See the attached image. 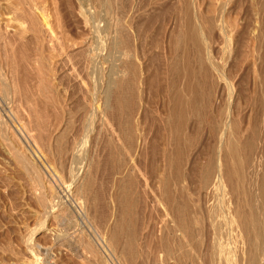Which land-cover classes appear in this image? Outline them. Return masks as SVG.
Listing matches in <instances>:
<instances>
[{"label":"rangeland","instance_id":"rangeland-1","mask_svg":"<svg viewBox=\"0 0 264 264\" xmlns=\"http://www.w3.org/2000/svg\"><path fill=\"white\" fill-rule=\"evenodd\" d=\"M17 1L18 4H13ZM19 1L0 0V264H174L160 257L154 244H151L152 236L156 238L161 233L164 212L158 198L149 189H142L138 173L129 178L137 186L136 195H132L133 202L127 205L126 216L122 215V207L115 201V197L125 196L124 192L120 193L118 182L120 161L126 156L122 154L115 161L117 165L115 162L112 164L107 157L108 149L104 147L102 137L96 136L97 133L88 137L80 135L82 145L78 160H70L63 148L71 139V133L80 128L88 96L87 92L82 93V89L86 91L88 87L95 91L101 103L111 68L120 70L118 75L112 76L113 80L126 75L121 53L125 48L121 44L116 46L120 47L117 50L111 37L114 26L119 25L130 31L127 33L124 30L128 48L137 55L135 60L141 65V71L132 81L138 91L137 96L133 97V111L139 119L138 129L151 131L149 140L158 127L156 113L160 109L162 112L165 100L162 96H156L152 101L147 85L141 81L148 78L156 66H163V57L170 49L168 44L172 45L171 38L178 30L180 16L184 18L188 13L187 16L197 22V12L202 10L205 13L206 6L213 0ZM31 1L35 2L30 11L32 17L26 11ZM228 1L229 7L236 3L246 8L249 4V0ZM15 5L20 8L19 11L14 9ZM8 15L6 21L9 23L1 21L7 19ZM94 22L100 25V29L108 27L107 31L102 29V34H93ZM90 44L93 49L89 48ZM91 50L103 54L102 62L97 65L100 71L97 69L94 72L90 66ZM191 51L197 56L193 46ZM226 52L229 56L230 48L227 47ZM146 66L152 71L149 69L143 73ZM143 84L146 85L144 91ZM77 91L83 95L77 94ZM187 116L185 128L189 139L183 145L182 177H185L187 198L197 205V196L201 192L197 191V166L194 163L197 151L206 144L209 131L206 127L197 131V117L191 113ZM96 122L95 126L99 129L100 121ZM137 154L139 156L135 160L138 167L146 175L152 174L150 160L141 155L140 150ZM81 166L84 167L82 172ZM75 172L78 178L74 177L73 180L71 176ZM148 181L149 187L153 186L152 181ZM79 189L82 190L79 192ZM235 200L236 197H233L231 202L235 203ZM117 218L127 221L123 229L115 233L117 236L120 234L118 240L113 233ZM198 225L196 247L200 252L197 250V254L204 253L208 243L205 238L209 236Z\"/></svg>","mask_w":264,"mask_h":264},{"label":"bare ground","instance_id":"bare-ground-1","mask_svg":"<svg viewBox=\"0 0 264 264\" xmlns=\"http://www.w3.org/2000/svg\"><path fill=\"white\" fill-rule=\"evenodd\" d=\"M228 3H230L228 0H213V3L210 1L205 13L201 12L202 10L197 12V22L196 19L193 22V18L187 16L188 13L184 18L180 14L178 30L175 32L173 30L172 45L168 44L170 49L163 57L164 63L161 60L163 66H156L153 72H150V76L141 81L147 85L151 93L148 96H152V101L156 96H162L165 100L162 112L161 109H156L158 127L149 140L150 130L147 132L146 128L138 129L139 119L137 120L133 111L135 104L133 97L137 96L138 91L135 90L132 81L136 73L141 71V65L135 60L137 55L132 54L128 48L124 27L121 25L112 27L113 46L122 44L125 48L121 53L122 57L126 58L122 59L126 75L113 80L112 76L118 75L120 70L111 68L108 86L101 103L95 91L88 87L86 91L82 89V93L87 92L88 96L83 107L79 131L76 130L79 134L74 131L66 146L63 144L65 146L63 150L70 156V160H78L82 145L80 135L88 137L97 133L96 136L102 137L104 147L108 149L107 157L112 164L116 159L119 160L122 154L126 156L120 161L118 182L120 193L124 192L125 196L120 198L115 194L117 196L115 201L121 205L122 215H125L127 205L133 202L132 195L134 193L136 195L137 186L129 178L138 173L142 180L140 184L142 189L144 191L149 189L153 196L158 198L164 212L161 233L159 231L160 234L156 238L152 236L151 244H154L160 257L174 264H264V0H249L246 8L237 6L236 3L229 7ZM13 4H18V1ZM34 6V1L29 2L26 11L30 14ZM14 7L15 10H20L17 5ZM29 16L32 17L31 14ZM6 18L1 21L6 23L9 15ZM97 24L94 22L93 34L107 31V26L102 30ZM36 30L38 32L37 28ZM90 46L91 44L89 48ZM192 46L197 51V56L191 51ZM227 47L230 48L229 56L227 52V55L225 53ZM101 48L103 49L102 46ZM116 48L119 50L120 47ZM90 55V66L97 72V65L102 62L100 60L104 58L101 56L103 54L91 50ZM149 69L146 66L143 73ZM125 76H129L128 79ZM82 93L79 92L81 96ZM188 113L197 117V131H202L203 127L209 131L206 144L197 151L194 163L197 166L199 187L197 191L201 192L197 196V205L187 198L183 179L185 177H182L183 145L189 139L185 128ZM98 120L99 129L95 126ZM139 150L141 155L150 160L152 174L146 175L145 171L142 172L138 167L135 159ZM80 169L82 172L84 167L81 166ZM72 175L71 179L78 178L77 172ZM126 178L129 180L125 181ZM148 180L152 181L153 186L149 187ZM80 190L82 189H79V192ZM233 197H236L235 203L231 202ZM123 218L114 221L116 222V231H112L114 234L127 223L122 220ZM197 225L209 234L208 238H205L208 243L204 244V253H199L200 249L196 247ZM118 236L115 234L114 238L118 240Z\"/></svg>","mask_w":264,"mask_h":264}]
</instances>
